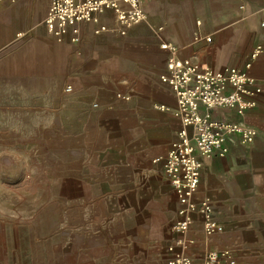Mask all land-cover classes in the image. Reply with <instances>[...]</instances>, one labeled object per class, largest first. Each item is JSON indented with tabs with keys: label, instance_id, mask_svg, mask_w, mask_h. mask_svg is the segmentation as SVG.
Segmentation results:
<instances>
[{
	"label": "rangeland",
	"instance_id": "rangeland-1",
	"mask_svg": "<svg viewBox=\"0 0 264 264\" xmlns=\"http://www.w3.org/2000/svg\"><path fill=\"white\" fill-rule=\"evenodd\" d=\"M8 2L0 0V242L12 248L10 264H67L69 254L78 262L88 216L103 215L101 198L120 186L84 182L93 169L84 162L96 157L85 156V126L75 113L66 119L57 92H32L27 77L32 68L42 73L43 49L28 44L27 32L10 40ZM87 129L92 136V124Z\"/></svg>",
	"mask_w": 264,
	"mask_h": 264
},
{
	"label": "crops",
	"instance_id": "crops-1",
	"mask_svg": "<svg viewBox=\"0 0 264 264\" xmlns=\"http://www.w3.org/2000/svg\"><path fill=\"white\" fill-rule=\"evenodd\" d=\"M8 1L6 24L11 32L10 40L15 41L21 32H27L28 44L41 45L43 49L42 73L32 68L27 77L33 80L32 92H57L66 119L75 113L79 123L85 126L82 135L85 156L88 150V154L97 158L84 162L85 171L94 170L92 175L85 176L84 182L95 181L96 185L107 188L120 186L115 10L107 9L89 22L79 23L77 40H74V27L63 40H58L45 26L50 0ZM101 27L107 30L100 31ZM38 78L47 79L48 84L41 87L36 83ZM68 85L73 86L71 94L65 90ZM91 124L92 136L87 129ZM101 199L105 213L88 216V238L79 249L85 253L84 259L75 262L76 254H69L67 264H123L121 212H114L117 207L121 209V192ZM11 249L7 241L0 242V264H10Z\"/></svg>",
	"mask_w": 264,
	"mask_h": 264
},
{
	"label": "built area",
	"instance_id": "built-area-1",
	"mask_svg": "<svg viewBox=\"0 0 264 264\" xmlns=\"http://www.w3.org/2000/svg\"><path fill=\"white\" fill-rule=\"evenodd\" d=\"M15 1V0H13ZM107 9L115 10V0H50V12L45 20L49 33L58 40H63L69 29L74 27L78 39L79 23H87L95 18L96 14H103ZM101 27L100 31H106ZM68 94L73 92V86L65 88Z\"/></svg>",
	"mask_w": 264,
	"mask_h": 264
},
{
	"label": "bare ground",
	"instance_id": "bare-ground-1",
	"mask_svg": "<svg viewBox=\"0 0 264 264\" xmlns=\"http://www.w3.org/2000/svg\"><path fill=\"white\" fill-rule=\"evenodd\" d=\"M23 34H24V32L20 33L21 36H23ZM68 259H69V257H67V259H65L66 260L65 263H67Z\"/></svg>",
	"mask_w": 264,
	"mask_h": 264
}]
</instances>
